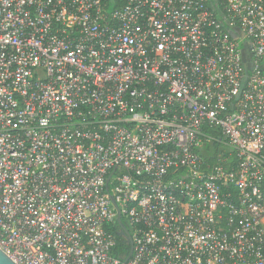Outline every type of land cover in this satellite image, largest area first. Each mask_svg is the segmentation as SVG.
<instances>
[{
  "label": "built area",
  "instance_id": "2783aa9c",
  "mask_svg": "<svg viewBox=\"0 0 264 264\" xmlns=\"http://www.w3.org/2000/svg\"><path fill=\"white\" fill-rule=\"evenodd\" d=\"M0 250L264 264V0H0Z\"/></svg>",
  "mask_w": 264,
  "mask_h": 264
},
{
  "label": "water",
  "instance_id": "95a60500",
  "mask_svg": "<svg viewBox=\"0 0 264 264\" xmlns=\"http://www.w3.org/2000/svg\"><path fill=\"white\" fill-rule=\"evenodd\" d=\"M118 223L121 225L120 219L118 218ZM119 236H123L126 238L129 246H131L130 240L126 235V230L124 227L121 225V231L119 232ZM131 254V248L129 255ZM0 264H15L11 259H9L1 250H0Z\"/></svg>",
  "mask_w": 264,
  "mask_h": 264
},
{
  "label": "trees",
  "instance_id": "16d2710c",
  "mask_svg": "<svg viewBox=\"0 0 264 264\" xmlns=\"http://www.w3.org/2000/svg\"><path fill=\"white\" fill-rule=\"evenodd\" d=\"M118 248L126 252L129 249V244L125 240L118 238Z\"/></svg>",
  "mask_w": 264,
  "mask_h": 264
}]
</instances>
